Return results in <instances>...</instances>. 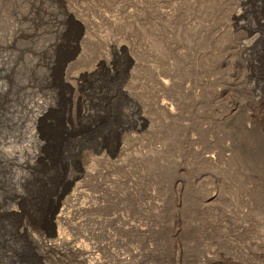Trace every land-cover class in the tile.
Masks as SVG:
<instances>
[{"label":"rangeland","instance_id":"1","mask_svg":"<svg viewBox=\"0 0 264 264\" xmlns=\"http://www.w3.org/2000/svg\"><path fill=\"white\" fill-rule=\"evenodd\" d=\"M134 1L0 0V264H264V124H220L224 164L182 150L185 126L218 121L207 99L238 66L248 109L264 88L263 48L224 60L250 45L264 1Z\"/></svg>","mask_w":264,"mask_h":264},{"label":"bare ground","instance_id":"2","mask_svg":"<svg viewBox=\"0 0 264 264\" xmlns=\"http://www.w3.org/2000/svg\"><path fill=\"white\" fill-rule=\"evenodd\" d=\"M151 1V0H150ZM180 0H172L173 3H177ZM262 2L264 0H261ZM143 3V0H135L132 4L133 6H136V8H139L140 4ZM161 4V3H160ZM165 4V3H164ZM171 4V3H170ZM174 4V5H175ZM108 7V6H107ZM155 7V6H154ZM262 7V6H261ZM123 8V7H122ZM152 8V7H151ZM161 8V7H160ZM164 8V7H163ZM175 8V7H174ZM224 8V7H223ZM173 10V9H171ZM158 11V9H157ZM263 11V10H262ZM153 12V11H152ZM159 13V12H158ZM262 14V12H261ZM151 15V14H150ZM154 15V14H153ZM162 16H165L164 14H162ZM159 17H161L159 15ZM104 18V17H103ZM126 18V17H125ZM143 18V17H142ZM162 18V17H161ZM161 18L159 20H161ZM255 18V17H254ZM141 19V18H140ZM103 22H106L108 19H102ZM101 20V22H102ZM155 20V19H154ZM145 21V19H144ZM143 22V21H142ZM63 23V22H62ZM92 24V23H91ZM253 25V24H252ZM56 26V25H55ZM50 27V26H49ZM224 30V29H223ZM254 30V29H253ZM254 34V33H253ZM249 37V36H248ZM243 39V38H241ZM248 40V39H247ZM113 42V41H112ZM112 44V43H111ZM250 45H246L245 42H239V43H235L233 45H231L230 50L227 51V54L224 58V60L226 59H230L232 58L233 55H241V57L247 53L249 50H252L254 47L258 48H263L260 50H258V57L259 58H263L264 60V17L260 16V18L257 19L256 21V28H255V34L252 37V39H250L249 41ZM252 46V47H251ZM116 51V50H115ZM253 51V50H252ZM29 53V52H28ZM249 53V52H248ZM247 53V54H248ZM256 53V52H255ZM261 54V55H260ZM75 55V54H74ZM97 55V53H96ZM247 56V55H246ZM249 56V55H248ZM1 57V56H0ZM68 57V56H66ZM235 57V56H234ZM244 57V56H243ZM97 58V57H96ZM112 58L107 55V53L101 54L96 62L92 61L93 63H96L94 66V70L96 69L98 70H106L110 63ZM244 59V58H243ZM249 59V58H248ZM67 61V60H66ZM3 62V61H2ZM55 62V61H54ZM236 62V61H235ZM234 62V64H235ZM1 63V62H0ZM67 63V62H65ZM64 63V64H65ZM237 64V63H236ZM1 65V64H0ZM4 65V64H2ZM112 65V64H111ZM238 65V64H237ZM70 66V65H69ZM235 66V65H234ZM233 66V67H234ZM251 66V65H250ZM2 67V66H0ZM5 67V65H4ZM50 68V67H49ZM65 68V67H64ZM93 68V66H92ZM145 68V67H143ZM3 69V68H2ZM88 69V68H87ZM226 69V68H225ZM161 71V68L159 69ZM154 73L152 74V77L154 79V81L157 83V87H160L161 89L165 90V91H169L171 90L172 86L174 87L173 84V79L169 76V74L167 75H162L160 72L158 73ZM164 70V69H163ZM255 70V69H254ZM96 71V72H97ZM242 69L238 66V69L235 70V75H233L230 78H227L224 87L222 89V91L218 92V93H213L211 95V97H209L207 99V101L210 103V105H213V115L212 116H216V118L218 119V121H212L209 122L210 124L206 123L205 124V128L204 131H202L201 129L196 130L194 129L191 125H187L185 126V135L183 138V148L182 150L185 152H189V150H193L196 151L198 156H199V161H203L206 162L208 164H224V160L223 158L229 157V152H231V154L233 155V151L232 148L230 146H220L219 141H215V143H213V140L211 139V137H214V132L215 129L217 127H220V124L222 125V127H226L227 125L230 126L229 128H231V126L233 124L236 123L237 120H239L240 124L238 125H242L240 129L245 130V131H250L253 129H257V128H263L261 127V124H264V94L263 93H259V91L264 92V88H261L258 84H254L250 86V89L252 92H254V95L256 94V99L253 101L251 108L248 109V106L246 104L243 103V99H241L240 97H238L239 95H237L238 92H240L241 90L245 89L246 90V82L243 76V72L241 73ZM1 72V71H0ZM3 72V71H2ZM69 71L67 69L64 70V72L62 73V75H65L67 79V82L69 80ZM92 72L91 70L88 71V73ZM95 72V71H94ZM155 72V71H154ZM162 72V71H161ZM165 73V72H164ZM169 73V72H168ZM6 74V73H5ZM255 74V73H254ZM232 75V74H231ZM246 75V74H245ZM228 76V75H227ZM256 77V76H255ZM1 78V77H0ZM54 79V78H53ZM248 79V78H247ZM250 80V79H249ZM260 80V79H259ZM217 79H215L213 76L208 77L207 81H203V85H208V86H212L215 85L217 83ZM61 82V81H60ZM177 82V81H176ZM12 83V82H11ZM50 83V82H49ZM246 84V85H245ZM217 85V84H216ZM67 86V85H66ZM177 86V85H176ZM207 86V87H208ZM66 88V87H65ZM68 88V87H67ZM199 88V87H198ZM211 88V87H209ZM69 89V88H68ZM67 89V90H68ZM206 89V88H205ZM54 90V89H53ZM66 90V91H67ZM202 90V89H201ZM244 91V90H243ZM170 92V91H169ZM190 92V91H189ZM192 93H196L195 91H191ZM190 92V95L192 94ZM245 92V91H244ZM199 94V92H198ZM211 94V93H210ZM243 94V93H242ZM241 94V95H242ZM192 96V95H191ZM195 96V95H194ZM207 96V95H206ZM178 97V96H177ZM199 97V96H198ZM158 99V98H157ZM176 99V98H175ZM188 99H190V96L188 97ZM179 100V99H178ZM194 100V99H193ZM191 100V101H193ZM248 100V99H247ZM154 101V100H153ZM182 101V99H181ZM180 102V101H179ZM250 103V102H248ZM247 103V104H248ZM220 104L221 108L218 107V105ZM42 105V104H41ZM156 107L162 112V114L167 118V120L172 119V121L174 120H178L179 117L182 115V110L180 112L179 110V106L178 104L174 103L171 100H167L166 102H161L160 100L157 101L155 103ZM192 105V104H190ZM250 105V104H249ZM13 106V105H12ZM37 106V105H36ZM31 107V106H30ZM33 107V106H32ZM29 109V108H28ZM10 110V109H9ZM30 110V109H29ZM69 110V109H68ZM34 111V110H33ZM43 111V110H42ZM191 111V110H190ZM11 112V111H10ZM68 113V112H67ZM11 114V113H10ZM32 114V125L36 124L37 122L39 123L40 119H41V114L37 113V112H31ZM69 114V113H68ZM210 114V113H209ZM14 115V114H12ZM67 115V114H66ZM17 116V115H16ZM15 116V117H16ZM58 117V116H57ZM24 121V120H23ZM68 121V120H67ZM196 122V121H195ZM20 123V122H19ZM17 123V124H19ZM21 124V123H20ZM25 124V123H24ZM41 124V123H40ZM66 124V123H65ZM37 125V124H36ZM236 125V124H235ZM237 125V126H238ZM17 126V125H16ZM24 126V125H23ZM27 126V125H26ZM25 126V130H23V134L28 133V129H26L27 127ZM31 126V125H30ZM28 126V127H30ZM38 126V125H37ZM215 126V127H214ZM67 127V126H66ZM214 127V130H213ZM32 128V126H31ZM35 128V127H34ZM196 128V127H195ZM201 128V127H200ZM233 128V127H232ZM239 128V127H237ZM183 129V130H184ZM259 130V129H258ZM227 131V130H226ZM241 131V130H240ZM262 131H264L262 129ZM26 132V133H25ZM237 132V131H236ZM30 133V132H29ZM217 133V132H215ZM243 133V132H242ZM248 133V132H247ZM258 133V132H256ZM234 134V133H233ZM240 134V133H239ZM245 134V133H244ZM213 135V136H212ZM220 135V133L218 134ZM247 135V134H246ZM254 135V134H253ZM256 135V134H255ZM264 135V134H263ZM262 135V136H263ZM207 136V139L204 140V137ZM234 136V135H233ZM251 136V135H250ZM258 136V135H257ZM210 137V138H209ZM215 137L217 138V135H215ZM235 137V136H234ZM246 137V136H244ZM248 137V136H247ZM255 137V136H254ZM252 136V138H254ZM261 137V136H259ZM239 138V137H237ZM249 138V137H248ZM251 138V139H252ZM264 138V137H263ZM227 139V138H226ZM246 139V138H245ZM251 139L249 141H251ZM217 140V139H216ZM247 140V139H246ZM245 141V140H244ZM264 142V139L262 140ZM259 142V141H258ZM257 143V142H256ZM260 143V142H259ZM214 144V145H213ZM243 144V143H242ZM255 144V143H253ZM258 144V143H257ZM198 145H204V149L202 151H198L197 146ZM237 145V144H236ZM256 145V144H255ZM246 146V145H245ZM249 146V145H248ZM254 146V145H252ZM259 147V145H257ZM257 147V148H258ZM235 148V147H234ZM246 148V147H245ZM253 148V147H252ZM256 148V149H257ZM254 149V148H253ZM250 150L247 149V151ZM262 150V147L261 149ZM217 151V152H216ZM254 151V150H253ZM245 152V151H244ZM249 153V152H248ZM253 153V152H252ZM259 153V152H256ZM261 153V151H260ZM236 155V153L234 154ZM250 155V154H249ZM250 157V156H249ZM248 157V158H249ZM253 157V156H252ZM261 159V157H260ZM197 160V158H196ZM245 160V158H244ZM243 160V161H244ZM247 161V160H246ZM249 161V160H248ZM252 162V161H251ZM254 162V161H253ZM256 162V161H255ZM249 165L250 162H246ZM258 163V162H257ZM256 163V164H257ZM263 163V162H262ZM252 164V163H251ZM259 164V163H258ZM179 184V183H178ZM210 202V201H209ZM256 253V252H255ZM262 253V252H261Z\"/></svg>","mask_w":264,"mask_h":264},{"label":"water","instance_id":"3","mask_svg":"<svg viewBox=\"0 0 264 264\" xmlns=\"http://www.w3.org/2000/svg\"><path fill=\"white\" fill-rule=\"evenodd\" d=\"M69 192V187L67 189H65L61 195H60V198H62L63 196H65L67 193ZM58 213V206L52 208L51 210V216H50V219L52 222H50L49 224V230L47 232V237L48 238H54L55 235H56V225L54 223V217L55 215Z\"/></svg>","mask_w":264,"mask_h":264}]
</instances>
